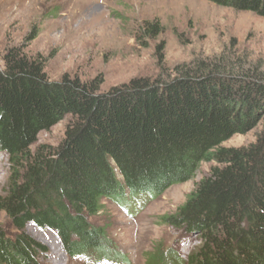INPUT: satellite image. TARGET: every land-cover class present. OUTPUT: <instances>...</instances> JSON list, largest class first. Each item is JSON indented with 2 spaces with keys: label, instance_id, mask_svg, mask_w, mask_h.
Wrapping results in <instances>:
<instances>
[{
  "label": "trees",
  "instance_id": "1",
  "mask_svg": "<svg viewBox=\"0 0 264 264\" xmlns=\"http://www.w3.org/2000/svg\"><path fill=\"white\" fill-rule=\"evenodd\" d=\"M204 1L264 18V0ZM65 118L61 142L32 151L38 135ZM263 119L264 75L224 58L101 93L96 81L51 82L41 60L8 50L0 64V153L10 174L0 216L17 232L0 230V264H39L46 249L25 233L28 224L54 232L70 259L121 258L108 254L104 228L90 221L105 204L136 212L212 162L218 166L162 218L202 235L201 244L186 260L158 253L149 264H264V128L246 148L222 147Z\"/></svg>",
  "mask_w": 264,
  "mask_h": 264
},
{
  "label": "rangeland",
  "instance_id": "2",
  "mask_svg": "<svg viewBox=\"0 0 264 264\" xmlns=\"http://www.w3.org/2000/svg\"><path fill=\"white\" fill-rule=\"evenodd\" d=\"M12 48L41 60L51 82L64 78L87 84L96 81L101 93L134 79H169L177 66L213 58L264 75V18L204 0H0V64ZM68 123L65 118L41 132L32 151L56 147ZM263 128L264 119L222 147L246 148ZM9 164L8 156L0 153V196L5 192ZM216 166L202 163L193 181L169 188L154 201H144L136 212L126 207L127 214L105 204L103 213L90 221L104 228L112 247L108 254L121 258L107 260L92 253L70 259L54 232L33 224L24 231L46 249L39 264H149L157 261L158 253L170 260H186L201 244L202 235L169 228L162 218L174 214ZM0 230L8 237L17 232L4 215Z\"/></svg>",
  "mask_w": 264,
  "mask_h": 264
}]
</instances>
